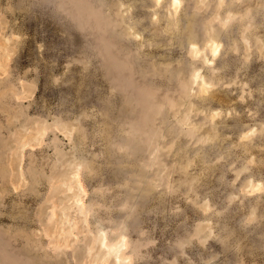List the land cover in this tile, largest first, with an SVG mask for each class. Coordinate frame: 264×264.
Instances as JSON below:
<instances>
[{"label": "rangeland", "instance_id": "1", "mask_svg": "<svg viewBox=\"0 0 264 264\" xmlns=\"http://www.w3.org/2000/svg\"><path fill=\"white\" fill-rule=\"evenodd\" d=\"M0 264H264V0H0Z\"/></svg>", "mask_w": 264, "mask_h": 264}, {"label": "clouds", "instance_id": "2", "mask_svg": "<svg viewBox=\"0 0 264 264\" xmlns=\"http://www.w3.org/2000/svg\"><path fill=\"white\" fill-rule=\"evenodd\" d=\"M255 134H256L255 131H253V132L249 133L248 135L249 136H254Z\"/></svg>", "mask_w": 264, "mask_h": 264}, {"label": "bare ground", "instance_id": "3", "mask_svg": "<svg viewBox=\"0 0 264 264\" xmlns=\"http://www.w3.org/2000/svg\"><path fill=\"white\" fill-rule=\"evenodd\" d=\"M214 48H215V47H214ZM214 48H213V49H214ZM216 49H218V48L216 47ZM216 49H214V50L216 51ZM218 51H219V50H218ZM198 52H199V50H198ZM215 53L217 54L218 52L216 51Z\"/></svg>", "mask_w": 264, "mask_h": 264}]
</instances>
